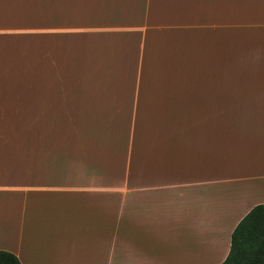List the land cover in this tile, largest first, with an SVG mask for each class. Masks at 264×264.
I'll list each match as a JSON object with an SVG mask.
<instances>
[{
    "label": "crops",
    "instance_id": "obj_1",
    "mask_svg": "<svg viewBox=\"0 0 264 264\" xmlns=\"http://www.w3.org/2000/svg\"><path fill=\"white\" fill-rule=\"evenodd\" d=\"M261 204L264 0H0V250L222 264Z\"/></svg>",
    "mask_w": 264,
    "mask_h": 264
},
{
    "label": "trees",
    "instance_id": "obj_2",
    "mask_svg": "<svg viewBox=\"0 0 264 264\" xmlns=\"http://www.w3.org/2000/svg\"><path fill=\"white\" fill-rule=\"evenodd\" d=\"M0 264L22 263L13 253L0 250ZM222 264H264V204L255 206L237 225Z\"/></svg>",
    "mask_w": 264,
    "mask_h": 264
},
{
    "label": "rangeland",
    "instance_id": "obj_3",
    "mask_svg": "<svg viewBox=\"0 0 264 264\" xmlns=\"http://www.w3.org/2000/svg\"><path fill=\"white\" fill-rule=\"evenodd\" d=\"M177 264H180V263H177Z\"/></svg>",
    "mask_w": 264,
    "mask_h": 264
}]
</instances>
